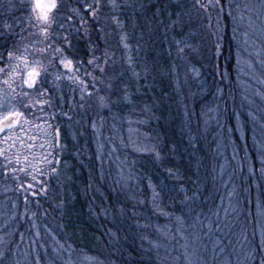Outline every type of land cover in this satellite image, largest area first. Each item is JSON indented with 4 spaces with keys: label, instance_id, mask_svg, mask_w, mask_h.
<instances>
[{
    "label": "rangeland",
    "instance_id": "1",
    "mask_svg": "<svg viewBox=\"0 0 264 264\" xmlns=\"http://www.w3.org/2000/svg\"><path fill=\"white\" fill-rule=\"evenodd\" d=\"M130 1L133 4L139 2ZM202 1L206 11L207 33L205 31L206 36L200 39H218L214 27L217 24L215 18L223 16L220 24L225 26L227 39H233L231 58L228 57L224 62V68L230 61L229 65L241 78L240 89L248 102L247 109L252 118L251 121L245 119L230 103L232 115L226 117L227 110L220 108L219 101L198 109L197 118L203 123L201 127H204L205 132L215 137L216 162L221 161L220 168H227L226 158L231 147L233 148L232 142L236 134L242 150L248 156L249 169L256 168L264 181V166L261 163L264 161V0H219L218 5L216 0H211V3L210 0H200ZM65 2L66 0H58L62 14H70L67 12L69 7H80L77 3H70L73 5L68 6ZM11 3H6V6L11 4L12 9H16V6L21 10L19 23H22V29L19 39H16L11 66L3 78L0 77L5 85L4 88L0 87V102L4 104L5 111L15 108L23 112L24 116L18 126L0 134V152L3 153L0 156V215L12 217L13 219L7 220L8 225H16L18 213L31 215L27 211L33 209V213L46 214L51 207L59 212L63 193L67 191L61 168L64 169V165H68L72 159L81 162L86 161L89 156V167L94 168L99 175H105L107 179V173L112 172L108 182L123 191L131 183L141 179L136 167L137 159L154 155L152 158L157 161V131L155 125L151 124L153 109L150 110L151 106L144 103L129 104L131 97L138 93L133 92L125 81L126 71L136 72L145 82V75L153 72L152 66L156 61L144 52L149 50L147 44H152L154 54L157 55V34H152L157 27V20L151 29L147 19L143 22L139 15L134 14L137 17L130 24L132 28L128 29L127 26L128 30L121 34L122 22L111 11L109 0H101L95 21L88 17V13H84L91 43L97 46L95 54L102 58L100 66L105 69L102 77L99 72L93 73L97 81L96 89H99L97 92L92 87V76L84 74L85 69L93 72L92 67L87 65L92 50L85 40L74 37L71 52L64 53L69 59L77 57L84 60L83 67L77 71L76 60H73L71 70L65 69L59 63L60 53L53 54L51 49L43 53L40 51L46 48L48 41H45L41 31L43 22L38 21L37 14L33 12L32 0H12ZM97 27H102L103 32H98ZM53 30H57L55 25ZM205 33L201 32L200 37ZM150 39L155 40L149 41ZM81 42L84 46L80 50ZM207 44L210 45V42ZM134 49L144 55L134 56V60ZM226 51L227 48L224 52ZM189 52H184L183 49L178 54L182 58V55ZM197 55L201 58L203 54L198 50ZM20 56L27 57L30 65L33 60H40L48 71V75L32 89L23 82L27 76L24 63L16 58ZM105 57L107 64L103 63ZM182 61L181 75L189 74L192 79L198 78L200 68L188 62L186 57ZM13 79L18 82L15 81L16 87L10 83ZM180 79L184 81V77ZM81 81L84 83L81 84ZM142 88L141 85V93ZM90 92L92 95H88ZM100 96L106 97L104 107L100 105ZM153 105L155 109L157 102ZM119 106H123V109H119ZM210 125L213 132L209 129ZM245 137H248L246 141ZM250 145L257 155V163L248 155ZM3 165L8 166L5 168ZM53 168L56 169L55 173ZM29 184L33 185L36 195H33V189L27 187ZM254 185L252 201L256 213L251 219L250 231L247 224H234V218L242 212L247 213L251 207L250 196L247 203L244 198L240 201L231 181L225 177L217 186L222 194L220 212L217 209L212 213L211 209V216L201 215V218L200 212L197 213L196 221L200 222V227L192 223H185L183 226L180 222L182 218L176 220L177 234L173 245L177 251L175 261L181 264H261L263 257L259 259L256 255H259L257 248L264 252V206L259 183L254 181ZM261 185L264 187V184ZM155 194L156 192L151 200ZM21 220L26 222L25 219ZM35 225L40 230L39 235L42 230L45 232V225L41 220H36ZM56 228L51 225L49 231L45 232L46 236L37 244L38 250H35L36 245L30 243L28 250L21 248L17 258L9 264H88L90 257L86 253L75 252L65 240L59 239ZM170 234L171 239L174 233ZM166 240L160 245H168Z\"/></svg>",
    "mask_w": 264,
    "mask_h": 264
},
{
    "label": "trees",
    "instance_id": "2",
    "mask_svg": "<svg viewBox=\"0 0 264 264\" xmlns=\"http://www.w3.org/2000/svg\"><path fill=\"white\" fill-rule=\"evenodd\" d=\"M115 1L116 8L111 7V11L122 22L121 34L127 26L128 29L132 28L130 24L138 15L142 21L148 20L151 29L157 20V27L152 31L153 36L155 32L157 34V55L154 54L152 44H147V41L145 43L149 50L144 52L156 61L152 66L153 72L145 75L148 79L145 82L136 72L126 71L125 81L133 92L138 93L131 97L129 104L144 103L151 106L150 110L153 109L151 124L155 125L157 131L159 158L154 161V155H150L148 158L137 159L136 167L141 179L131 183L124 191L108 182L112 172L107 173V179L105 175H99L94 168H90L89 156L86 161L72 159L68 165L61 164L64 165L61 173L66 179L64 187L67 191L63 193L59 212L51 207L46 214L33 213V209L27 211L31 215L18 213L16 225H8L7 220L13 219L12 217L0 215V264H9L17 258L21 248H27L30 243L36 245L35 250H38V242L43 240L51 225L58 228L59 239L65 240L75 252L86 253L90 257L88 264H181L174 259L177 254L173 247L177 234L176 220L184 219L185 222L180 221L183 226L185 223H192L200 227V222L196 221L197 213L200 212L201 218L210 215L211 209L212 213L217 209L220 212L222 194L217 186L222 183L223 178H229L240 201L244 198L247 203L250 196L251 207H244L248 209L247 213L242 212L234 218V224H247L250 231V222L256 213L252 201L254 181L261 188L264 206V187L261 185L264 181L256 168L249 169L248 156L242 150L238 136L234 135L236 143L232 142L233 148L231 147L226 158L227 168L223 170L220 168L221 161L216 162L215 137L205 132L204 127H201L203 123L197 118L198 109L204 105H214L217 101L221 104V109L227 110L226 117L232 115L230 103L245 119L251 121L252 118L247 109L248 102L240 89L241 78L229 65L230 61L224 68V62L228 57L231 58L233 39H227L225 26L220 24L223 16L215 18L216 30L212 25L218 39H200L207 33L206 11L195 0H139L137 4L130 0ZM0 2V32L4 33L0 35V53L4 55V61L0 62V68L4 71L0 72V77L3 78L12 62L8 60L7 52L11 50L15 53V43L19 39L22 23H19L20 8L6 6L12 0ZM65 3L70 6L76 0H66ZM200 3L204 4V1ZM5 22L12 25V33L3 29ZM201 32L205 34L200 37ZM130 35L133 34L130 32ZM151 40L155 39L149 41ZM217 45L222 46L219 55L216 54L220 51ZM80 46L81 50L84 43L81 42ZM180 49H184V52H189L190 49L182 58L186 57L188 62L200 68L199 77L197 76L199 80L192 79L189 74L181 75L183 61L178 54ZM198 50L203 54L201 58L197 55ZM144 54L137 50L132 52L134 60V56ZM180 77H184V81ZM15 81L13 79L10 83L15 86L18 83ZM141 85L142 93L139 90ZM0 87H5L2 81ZM155 102L157 106L154 109ZM120 108L123 109V106H119ZM209 129L213 132L212 125ZM247 139L245 137V141ZM247 150L253 161H257L251 145ZM169 169L172 170V175H169ZM154 192L156 194L151 200ZM21 219L26 222L23 223ZM36 220H41L45 225V232L42 230L40 235V230L35 225ZM171 232L174 234L170 239ZM165 240L168 245H160ZM257 252L259 255L256 256L264 259V252L259 248Z\"/></svg>",
    "mask_w": 264,
    "mask_h": 264
},
{
    "label": "snow or ice",
    "instance_id": "3",
    "mask_svg": "<svg viewBox=\"0 0 264 264\" xmlns=\"http://www.w3.org/2000/svg\"><path fill=\"white\" fill-rule=\"evenodd\" d=\"M196 4L199 5L201 8H204L205 5L200 3V0H195ZM76 3L80 5V7H69L67 12L70 14H62L61 8L58 5V0H32V9L33 12L37 14L36 19L38 21L43 22V27L41 29L45 41H48L46 44V48L40 49V51L46 52L47 49H51L52 53H60L61 56L59 57V63L63 65L65 69L71 70L73 66V60H76L77 63V71H79L80 67H83L84 60L73 57L69 59L67 55L64 53L71 52L73 48V38L75 37L77 40L84 39L85 42L88 44L90 49L91 58L87 60V65L91 66L93 72L90 73L85 69V75H91L93 78L92 87L95 91H99L96 89V77L93 75L95 72H99L101 77L103 76L105 69L101 67V57L95 54L96 45L91 43V35L89 32V26L87 23V18L85 17L84 13H88V17L92 20H96V17L99 13L101 7V0H76ZM109 3L113 9L116 8L115 0H109ZM211 3V0H210ZM216 4H219V0H216ZM11 6V4H10ZM82 9V10H81ZM231 15V13H229ZM53 25L56 26L57 30H53ZM5 32L12 33V25L5 22L2 25ZM98 32H103L102 27H97ZM4 33L0 32V35ZM246 35V34H245ZM219 48V45H217ZM183 51V49H180ZM219 55V52L216 53ZM8 60H12L14 58V52L8 51L7 52ZM17 59L21 60L26 69V76L27 78L24 79V84L27 85L29 89L34 88L37 86L38 81L42 80L48 75V71L44 68L42 62L38 59L33 60L30 62L25 56L16 57ZM55 58V56L53 57ZM4 61V55L0 53V62ZM51 63V60L49 61ZM103 63L107 64V58L103 59ZM4 69L0 68V72H3ZM7 82V81H5ZM102 82V80L100 81ZM84 81H81L83 84ZM42 94V93H41ZM25 95H27L25 93ZM88 95H92V93H88ZM83 98V97H82ZM106 97L100 96L99 102L102 107L106 106L105 104ZM25 107H27L25 105ZM24 116V113L16 110L15 108L9 109L5 111V106L2 102H0V133H5L6 131L12 130L14 127L19 125L20 119ZM3 153L0 152V156ZM157 158H159V154L157 153ZM11 163V161H9ZM262 166H264V161H261ZM8 165H3V167H7ZM23 171V169H21ZM53 173H55L56 169H52ZM169 175H172V170H168ZM29 189H33V195H36V191L33 188L32 184L27 186ZM183 191V189H181ZM27 201V197L25 198ZM187 199V196H186ZM39 206V204H37ZM261 264H264V259L261 260Z\"/></svg>",
    "mask_w": 264,
    "mask_h": 264
},
{
    "label": "flooded vegetation",
    "instance_id": "4",
    "mask_svg": "<svg viewBox=\"0 0 264 264\" xmlns=\"http://www.w3.org/2000/svg\"><path fill=\"white\" fill-rule=\"evenodd\" d=\"M0 134H2V133H0Z\"/></svg>",
    "mask_w": 264,
    "mask_h": 264
},
{
    "label": "water",
    "instance_id": "5",
    "mask_svg": "<svg viewBox=\"0 0 264 264\" xmlns=\"http://www.w3.org/2000/svg\"><path fill=\"white\" fill-rule=\"evenodd\" d=\"M26 85V84H25Z\"/></svg>",
    "mask_w": 264,
    "mask_h": 264
}]
</instances>
